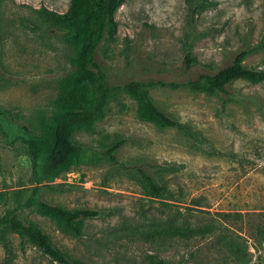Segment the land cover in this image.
Wrapping results in <instances>:
<instances>
[{
  "label": "rangeland",
  "instance_id": "1",
  "mask_svg": "<svg viewBox=\"0 0 264 264\" xmlns=\"http://www.w3.org/2000/svg\"><path fill=\"white\" fill-rule=\"evenodd\" d=\"M68 3L0 0V217L14 210L84 264H264V81L236 80L223 93L171 85L217 71L240 51L245 66L264 69V0H125L117 7L115 30L96 54L110 82L142 81L196 138L141 120L136 101L119 91L100 121L72 137L92 152L122 139L116 161L89 152L38 192L50 204L97 211L81 221L78 236L26 206L35 185L20 140L24 128L38 135L50 122L59 82L73 71L65 31L38 10L64 13ZM138 169L166 195L149 196ZM169 225L211 231L155 233ZM5 237L9 252L0 242V264H58L16 234Z\"/></svg>",
  "mask_w": 264,
  "mask_h": 264
},
{
  "label": "trees",
  "instance_id": "2",
  "mask_svg": "<svg viewBox=\"0 0 264 264\" xmlns=\"http://www.w3.org/2000/svg\"><path fill=\"white\" fill-rule=\"evenodd\" d=\"M125 0H69L64 13L46 8L39 12L65 31L68 44L72 49L71 63L73 71L59 82V93L54 102L55 111L50 122L43 125L38 135L24 128L21 142L27 149L31 161L30 181L35 185L26 206L58 222L72 235L81 234V221L97 216V211L89 209L69 210L56 204L41 200L38 192L43 183H51L59 178L70 166L81 162L83 156L92 153L96 160L106 159L115 162V152L123 144L117 139L104 146L101 151L92 152L89 148L75 143L73 134L78 130H90L100 121L106 112L109 101L119 92L125 91L137 103V115L141 120L149 121L160 128L175 127L188 137L195 135L180 121L161 110L150 96L147 85L139 80H129L123 85L110 82L103 66L96 58L97 51L106 38L115 30L114 12ZM264 48V38L258 44ZM246 51L234 54L232 61L214 72H200L195 78L184 83H172V86L184 85L194 91L223 93L228 85L236 80L251 83L264 81V69L249 68L244 65ZM185 63L192 64L189 54ZM4 113L0 110V118ZM145 190L149 196L162 198L165 187L159 185L149 174L138 169ZM0 242L9 252L6 232L16 234L22 241L35 246L43 254L58 264H84L62 252L49 236L36 224L22 220L8 210L0 217ZM211 231V227L181 228L176 225L159 227L155 233L170 236H194Z\"/></svg>",
  "mask_w": 264,
  "mask_h": 264
}]
</instances>
